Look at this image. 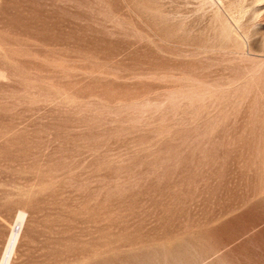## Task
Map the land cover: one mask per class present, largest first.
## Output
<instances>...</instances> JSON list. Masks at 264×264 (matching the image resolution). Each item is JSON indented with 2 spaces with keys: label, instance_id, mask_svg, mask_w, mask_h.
<instances>
[{
  "label": "rangeland",
  "instance_id": "rangeland-1",
  "mask_svg": "<svg viewBox=\"0 0 264 264\" xmlns=\"http://www.w3.org/2000/svg\"><path fill=\"white\" fill-rule=\"evenodd\" d=\"M10 255L264 264V0H0Z\"/></svg>",
  "mask_w": 264,
  "mask_h": 264
},
{
  "label": "bare ground",
  "instance_id": "bare-ground-1",
  "mask_svg": "<svg viewBox=\"0 0 264 264\" xmlns=\"http://www.w3.org/2000/svg\"><path fill=\"white\" fill-rule=\"evenodd\" d=\"M24 213L23 212H21L20 213V215H19V217H18V220H19V223L21 224V222L24 220L23 218H24ZM19 224V225H20ZM15 240V239H14ZM13 249H14V244H13V246H12V251H13ZM11 254V253H10ZM7 255H9V254H7ZM10 257H11V255L8 257V259L5 261V263L4 264H9V262H10Z\"/></svg>",
  "mask_w": 264,
  "mask_h": 264
}]
</instances>
